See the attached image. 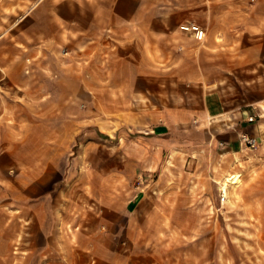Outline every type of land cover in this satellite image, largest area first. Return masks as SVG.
I'll list each match as a JSON object with an SVG mask.
<instances>
[{
    "label": "rangeland",
    "instance_id": "rangeland-1",
    "mask_svg": "<svg viewBox=\"0 0 264 264\" xmlns=\"http://www.w3.org/2000/svg\"><path fill=\"white\" fill-rule=\"evenodd\" d=\"M142 11L139 21L73 31L44 24L52 38L36 40L24 31L32 17L12 12L3 45L41 48L26 60L25 87L9 88L20 105H11L6 137L49 145L48 189H64L68 176L75 215L148 192L155 211L124 227L125 264H264V136L255 148L240 140L231 155L210 150L236 107L256 114L264 133V0H155ZM187 23L204 27L205 39L180 29ZM136 157H150V167ZM231 173L240 183L220 203Z\"/></svg>",
    "mask_w": 264,
    "mask_h": 264
},
{
    "label": "crops",
    "instance_id": "crops-1",
    "mask_svg": "<svg viewBox=\"0 0 264 264\" xmlns=\"http://www.w3.org/2000/svg\"><path fill=\"white\" fill-rule=\"evenodd\" d=\"M153 6L155 0H24L23 4L15 0H0V264L128 263L130 256L123 252L124 227L128 234L133 225H140L155 211V206L146 209L149 194L145 192L136 194L137 199L131 205H124L121 198L114 197L108 206L102 202L94 212L75 215V194L68 188L72 184L68 176L64 189L58 190L54 186L48 189L54 175L50 163L54 162L47 160L43 164L42 150H47L49 145L36 137L8 140L6 136L11 128L8 121L13 115L11 105L17 104V109L20 105L9 88L25 87L26 60H30L29 55L39 54L41 47H31L26 51L20 46L3 45L4 20L12 12L18 13L19 22L30 15L33 28L24 31L28 35L32 32L34 40L51 39L52 30L43 34L44 24H49L50 28L62 24L73 31L74 24L79 22L98 26L131 23L140 20L144 14L141 10ZM15 38L18 43L25 42L20 34ZM17 111L14 117L19 119L20 112ZM185 115L170 114L167 123L189 118ZM254 115L244 107L231 109L228 114L231 122L226 123L227 128L212 131L210 150L219 149L222 155H231L240 147L242 133L264 136L260 132L261 122L255 121ZM159 131L166 132L167 124ZM163 145L160 142L157 147ZM168 147H171L170 142ZM136 159L140 165H151L150 157ZM151 186L153 191L158 188L157 184ZM140 218L142 222H138ZM27 247L30 248L28 256Z\"/></svg>",
    "mask_w": 264,
    "mask_h": 264
},
{
    "label": "built area",
    "instance_id": "built-area-1",
    "mask_svg": "<svg viewBox=\"0 0 264 264\" xmlns=\"http://www.w3.org/2000/svg\"><path fill=\"white\" fill-rule=\"evenodd\" d=\"M182 29L185 31H189L193 34V37L197 41H202L205 39L206 30L199 24L196 23H187L181 25ZM240 140L249 148H255L257 146V137L250 135L249 133L245 132L240 135ZM220 203H224L226 200V194L222 188H220Z\"/></svg>",
    "mask_w": 264,
    "mask_h": 264
},
{
    "label": "bare ground",
    "instance_id": "bare-ground-1",
    "mask_svg": "<svg viewBox=\"0 0 264 264\" xmlns=\"http://www.w3.org/2000/svg\"><path fill=\"white\" fill-rule=\"evenodd\" d=\"M180 29H182V27L180 26ZM240 174L239 173H234V174H230L228 177H226V181L227 183H221L220 188H222L225 192V194H227L228 192V187L229 185H232L234 187L238 186L240 183ZM225 202V201H224Z\"/></svg>",
    "mask_w": 264,
    "mask_h": 264
}]
</instances>
